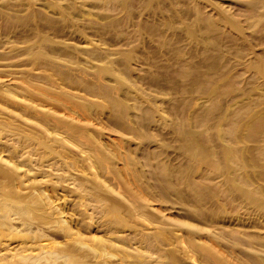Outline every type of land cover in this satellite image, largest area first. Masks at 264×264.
<instances>
[{"label": "rangeland", "instance_id": "rangeland-1", "mask_svg": "<svg viewBox=\"0 0 264 264\" xmlns=\"http://www.w3.org/2000/svg\"><path fill=\"white\" fill-rule=\"evenodd\" d=\"M0 214L3 263L264 264V0H0Z\"/></svg>", "mask_w": 264, "mask_h": 264}, {"label": "bare ground", "instance_id": "bare-ground-1", "mask_svg": "<svg viewBox=\"0 0 264 264\" xmlns=\"http://www.w3.org/2000/svg\"><path fill=\"white\" fill-rule=\"evenodd\" d=\"M20 206L18 205V208H19ZM19 210H21V211H28V208H24V207H21V208H19ZM1 215V214H0ZM1 218V217H0ZM1 222V221H0ZM3 224V223H2ZM1 227V226H0ZM2 229V228H1ZM2 230L0 231V240H1V235H2ZM5 236V235H4ZM3 236V237H4ZM19 252V251H18ZM17 254H19V253H13V255H12V257L11 258H14ZM6 257V256H5ZM0 264H32V262L30 261V259H28V258H26V257H23L22 259H19V260H9V258H8V261L7 262H5V263H3V262H1L0 261Z\"/></svg>", "mask_w": 264, "mask_h": 264}]
</instances>
